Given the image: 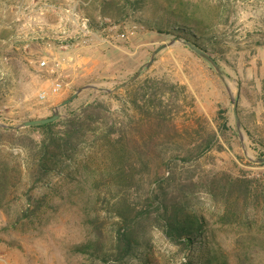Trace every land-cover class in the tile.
Here are the masks:
<instances>
[{
  "label": "rangeland",
  "instance_id": "obj_1",
  "mask_svg": "<svg viewBox=\"0 0 264 264\" xmlns=\"http://www.w3.org/2000/svg\"><path fill=\"white\" fill-rule=\"evenodd\" d=\"M93 101L106 116L93 127L114 122L119 159L78 136L28 192L22 176L0 198V264H103L84 249L113 254L127 204L133 243L110 264H264V0H0V122L58 111L61 135ZM47 134L0 132V158L20 160L16 143Z\"/></svg>",
  "mask_w": 264,
  "mask_h": 264
},
{
  "label": "trees",
  "instance_id": "obj_2",
  "mask_svg": "<svg viewBox=\"0 0 264 264\" xmlns=\"http://www.w3.org/2000/svg\"><path fill=\"white\" fill-rule=\"evenodd\" d=\"M179 17L177 15V18L182 22L185 20L183 17ZM175 21L177 22V19ZM180 29V26H173L172 30L167 32H176L180 35L178 31ZM187 40L206 52L203 46H199L188 38ZM99 104L97 101H93L87 103L78 112H72L73 114L70 117L64 119L66 128L61 135L56 134L53 129V126H55L59 119L46 124L30 125L19 130L0 128V132H5L10 136L36 128L46 129L48 133L46 139L35 140L25 135L20 143H16L23 155L20 160L15 158L7 159L6 157L0 158V198H3L5 194H13L16 184L22 176H25V191L28 192V190H31L47 172L57 167L61 158H65L72 147L77 145L76 139L78 136L79 139L86 138V140L88 137H91V142L94 144L97 143L102 149V152L104 154L106 153L107 157L114 161L119 159L120 154L118 148L120 136L113 129L114 122L109 123L105 121V124L109 123L108 129H102L101 126L93 127V124L97 121L99 123L106 117L102 113ZM165 202V198L161 200L157 197V210L160 213L161 211L164 212L162 213L161 221L165 226L174 227L176 234L181 236L184 232L181 224L184 222H181V218L174 215L175 213L168 212ZM121 210L116 213L119 224L115 229V251L113 254L102 251L101 248L96 246L93 248L92 246L86 247L84 249V252L100 259L103 261V264H110L111 262L121 260L127 255L133 243V234L136 232V226L139 221L138 215L131 212L132 209L128 204L121 208ZM187 239L191 241V236L190 239Z\"/></svg>",
  "mask_w": 264,
  "mask_h": 264
},
{
  "label": "water",
  "instance_id": "obj_3",
  "mask_svg": "<svg viewBox=\"0 0 264 264\" xmlns=\"http://www.w3.org/2000/svg\"><path fill=\"white\" fill-rule=\"evenodd\" d=\"M182 42L185 45H187L188 47H190L192 50H194L198 55H200L203 58H205L206 60H208L212 64V66L214 67L215 71L220 72V69H219L216 61L208 53L202 51L201 49H199L198 47H196L195 45H193L189 41L182 40ZM162 46L163 45L158 47L154 52H156ZM152 59H153V55L151 56L150 60L146 63V65L150 64ZM139 71H140V69H138L134 73V75H132L129 78L128 81L134 79L138 75ZM128 81H124L122 83H119V84L115 85L113 88H109V87H105V86H98V85H91V84L82 86V87L78 88L72 95L68 96L66 99H64L63 101L58 103L56 107H60V106H62L64 104L70 102L83 88L92 87V88H95L97 90L106 91V92H112V91L124 86ZM231 99H232V103H233L232 111H233L234 115L236 116V103H237V101H236V99H233L232 96H231ZM58 116H59L58 111H54L52 113V115H50L48 117L37 118V119H29V120L22 121V122H20L18 124H7V123L0 122V127L1 128L12 129V130H17V129H20V128H23V127H26V126H30V125L46 124V123L52 122L56 118H58ZM254 161H264V157H260V158L254 159Z\"/></svg>",
  "mask_w": 264,
  "mask_h": 264
},
{
  "label": "built area",
  "instance_id": "obj_4",
  "mask_svg": "<svg viewBox=\"0 0 264 264\" xmlns=\"http://www.w3.org/2000/svg\"><path fill=\"white\" fill-rule=\"evenodd\" d=\"M60 87H61V83L59 81H56L53 83L52 91L55 92V91L59 90Z\"/></svg>",
  "mask_w": 264,
  "mask_h": 264
}]
</instances>
